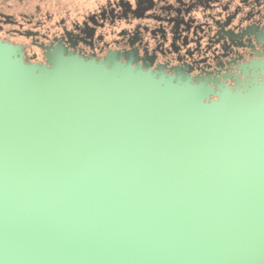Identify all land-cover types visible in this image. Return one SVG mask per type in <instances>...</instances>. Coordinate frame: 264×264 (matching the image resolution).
<instances>
[{
  "label": "water",
  "instance_id": "water-1",
  "mask_svg": "<svg viewBox=\"0 0 264 264\" xmlns=\"http://www.w3.org/2000/svg\"><path fill=\"white\" fill-rule=\"evenodd\" d=\"M50 65L27 63L20 46L0 39V264H123L139 257L145 264L149 255L157 264H200L208 253L227 264L240 246L249 253L247 237L264 231V81L210 101L189 84L116 60L57 53ZM12 102L28 105L13 109ZM54 111L56 123H29ZM161 117L182 127L207 120L211 125L189 129L222 132L226 149L214 147V154L192 138L193 153L176 139L181 167L154 174L158 162L176 160L165 153L175 147L144 138L169 128L157 123ZM122 119L135 127L134 140L118 139ZM152 149L159 156L145 160ZM252 160L255 175L243 178L238 165ZM186 161L191 166L182 169ZM228 185L236 192L226 193ZM219 191L222 207L215 204ZM239 203L247 207L236 220L231 206Z\"/></svg>",
  "mask_w": 264,
  "mask_h": 264
},
{
  "label": "flooded vegetation",
  "instance_id": "flooded-vegetation-1",
  "mask_svg": "<svg viewBox=\"0 0 264 264\" xmlns=\"http://www.w3.org/2000/svg\"><path fill=\"white\" fill-rule=\"evenodd\" d=\"M0 30L27 63L116 60L210 101L264 81V0H0Z\"/></svg>",
  "mask_w": 264,
  "mask_h": 264
},
{
  "label": "bare ground",
  "instance_id": "bare-ground-1",
  "mask_svg": "<svg viewBox=\"0 0 264 264\" xmlns=\"http://www.w3.org/2000/svg\"><path fill=\"white\" fill-rule=\"evenodd\" d=\"M20 103H15V105L13 104V102L9 103V107L14 109V108H17V106H21V105H25V104L28 105L27 103L23 104V102H22V104H20ZM162 115L163 114H158V116H162ZM163 117L159 118L160 121L157 123L160 126H168L169 128L164 129L163 127H158L159 131H157L158 132L157 137L152 136L153 139H149V138H147L148 136H145L144 138L146 139V141L151 140V142H155L159 139H162L161 141L164 142L165 148H167L169 145L175 147L174 151L172 150V153H170L171 151H169V152L166 151L165 153H167V155L171 154V155L175 156L176 160H175V162H169V163L168 162H162V161L158 162L160 167H157V165H156V167H154V168H156L154 174H158L159 169H164V170L168 171L169 167H172V169H174L175 167H181L180 166V164L182 163V162H180L181 161V159H180L181 153L179 152V149L174 144H172L176 139L182 140L181 143L183 141L187 142V145H189V149L191 148L190 151H193V153H197V148L195 146H193L192 143H190L191 140H189V139H192V138L197 140V141L202 142L205 145V147L209 151H212L214 154L218 153L215 151L216 149H214V147H220V149L218 148L219 150L226 149L225 135L224 134H218V133H222V132L216 131V132H209L210 134H206L205 132H203L201 130L197 131V130H190L189 129V127H191V126L192 127H195V126L199 127V126L211 125L208 123L207 120L202 121V122H198V121L188 122V125H189L188 127L187 126L182 127L185 123L180 124L178 122L169 121L167 117L166 118H163ZM60 118L61 117H60L59 113H56L54 111V112L50 113L48 116L43 117L42 120L40 119V121H34V118H32V117H28V120H31V121H29L30 124H34L36 126H39V125L41 126V125H51L53 123H56L58 121V119H60ZM140 119H143V118H140ZM130 123H132V122H128L125 119H122L117 123L120 130H121V133L116 132V134H118V139H120V141H132L135 139L136 129H135V127L130 125ZM143 124H145L146 127H148L149 129H153V127L149 124V122L145 121ZM203 124H205V125H203ZM171 127L176 128V129L171 130L172 129ZM163 133H164V135H163ZM160 135H163V136H160ZM71 143H72V145L74 144L73 142H71ZM73 146L75 147V145H73ZM151 146H153L155 149H159V147L157 146V143H151ZM144 156H145L144 157L145 160H148V159H156V157H158L159 155L157 154V152L154 149H152L151 151L147 152V154H144ZM136 159H138V158L136 157ZM228 162L231 164L234 163L233 161H231V159H229ZM188 165L191 166V164H187V161H186V165L184 167H182V169L189 168ZM239 169L241 170V172H244L243 178H247L246 172H249L250 173L249 175L253 177L255 175L254 170L255 171L257 170V163L255 160H252L251 162H249L245 165L239 164L238 170ZM216 180L219 181V179H216ZM243 180H245V179H243ZM178 184H182L181 181H178ZM227 187L228 188L226 189V193L230 194L231 192L232 193L236 192V190L231 185H228ZM192 192H195V191L190 189L189 192H187V193L191 194ZM23 193H24V191H23ZM219 193H221V192L219 191L214 196L215 197V204H217L219 207H222L220 205V203L224 199L219 198V200L217 202V197H219L221 195ZM218 194H219V196H218ZM225 195H227V194H225ZM225 195L222 197L226 198L227 196H229V195H227V196H225ZM231 207H232L231 208V215L233 216V218L235 217L236 220H239V216L236 212L241 214L243 211L242 208H246L247 206H242L239 203L236 205H232ZM228 213L229 212H224L223 215H227ZM243 213H244V211H243ZM242 216H244V215H242ZM229 226H230L229 229L236 228V224H234V223H231ZM232 231H234V230H232ZM163 233H169V232H166V230H165ZM163 236H165V234H162L160 237H163ZM246 241H247L246 248L247 247L249 248V253L244 254V248L245 247L243 248L242 246H240L241 249L239 251H237V254L233 255L229 260H227V264H264V231H259L256 234L248 236ZM164 246H165V244L163 242L159 241L157 243L158 250H157V248H156V250L159 253V255H161L162 251H164V248H165ZM135 256L139 257V254H136ZM217 256L218 255H215L213 253H208L207 259H206L207 261H201L202 263H200V264H224L225 262L223 263V261L220 262V261L216 260ZM147 257H148V259H147L148 263H145V264H157V263H153L154 262L153 261L154 255H149ZM139 258L137 260L129 261V262H126L123 264H135L136 262H140L141 264H143L142 261H139ZM181 261L183 262L182 258H181ZM179 262H180V260L176 261V259H173L171 261V264H177Z\"/></svg>",
  "mask_w": 264,
  "mask_h": 264
},
{
  "label": "crops",
  "instance_id": "crops-1",
  "mask_svg": "<svg viewBox=\"0 0 264 264\" xmlns=\"http://www.w3.org/2000/svg\"><path fill=\"white\" fill-rule=\"evenodd\" d=\"M12 1L13 4L17 3V2H21V0H10Z\"/></svg>",
  "mask_w": 264,
  "mask_h": 264
},
{
  "label": "rangeland",
  "instance_id": "rangeland-1",
  "mask_svg": "<svg viewBox=\"0 0 264 264\" xmlns=\"http://www.w3.org/2000/svg\"><path fill=\"white\" fill-rule=\"evenodd\" d=\"M36 2H39V0H36ZM0 33H2V31L0 30ZM18 41H20L19 39H17Z\"/></svg>",
  "mask_w": 264,
  "mask_h": 264
}]
</instances>
